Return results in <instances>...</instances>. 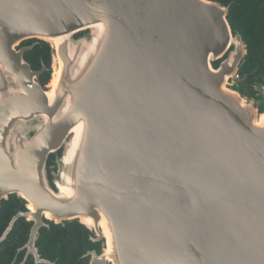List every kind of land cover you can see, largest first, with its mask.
<instances>
[{
	"label": "water",
	"instance_id": "95a60500",
	"mask_svg": "<svg viewBox=\"0 0 264 264\" xmlns=\"http://www.w3.org/2000/svg\"><path fill=\"white\" fill-rule=\"evenodd\" d=\"M211 0H0V209L36 243L78 222L87 264H264V80ZM51 65L25 60L35 44ZM50 71L43 86L40 76Z\"/></svg>",
	"mask_w": 264,
	"mask_h": 264
},
{
	"label": "trees",
	"instance_id": "16d2710c",
	"mask_svg": "<svg viewBox=\"0 0 264 264\" xmlns=\"http://www.w3.org/2000/svg\"><path fill=\"white\" fill-rule=\"evenodd\" d=\"M221 5H229L232 0H211ZM228 22L241 31L246 44L247 55L238 71L239 92L242 96L260 100L253 90L254 85H262L264 80V6L255 0H233L230 4ZM32 45L33 43H25ZM32 70L38 71L42 64L50 68L51 49L46 43H36L31 51L24 55ZM50 71L40 76V82L45 85L50 79ZM263 112L264 107L259 106ZM25 211L24 203L12 195L7 201H2L0 209V237L8 226L11 218L18 212ZM49 228L40 230L36 243L42 259L55 264H86L83 256L99 246L88 240L89 232L78 222L66 223L64 226L48 223ZM31 225L23 218H19L7 239L0 245V264H12L17 251L26 243ZM24 257L19 253L14 264H18ZM25 264H33L29 258Z\"/></svg>",
	"mask_w": 264,
	"mask_h": 264
},
{
	"label": "flooded vegetation",
	"instance_id": "af4514ba",
	"mask_svg": "<svg viewBox=\"0 0 264 264\" xmlns=\"http://www.w3.org/2000/svg\"><path fill=\"white\" fill-rule=\"evenodd\" d=\"M255 2H257L261 7H263L264 6V0H255ZM233 3V0L230 2V4H232ZM230 4L229 5H222V6H224V7H226V6H229V9H230ZM228 13H229V11H228ZM227 17H228V15H227ZM230 24V23H229ZM230 27H231V30H232V33H235V34H238V35H240V37L242 38V34H241V31H239L238 30V28L236 27V26H234L233 24H230ZM243 39V38H242ZM25 43H33V44H35L36 45V43H40V41H37V40H28V41H25V42H23L22 43V45L21 46H29V45H26ZM51 65V64H50ZM49 69V68H48ZM50 80V79H49ZM49 82V81H48ZM47 82V83H48ZM46 83V84H47ZM45 84V85H46ZM45 85H43V86H45ZM253 90H254V88H253ZM245 97V96H244ZM248 98V97H247ZM249 99H251V98H249ZM25 207V206H24ZM72 223V222H71ZM66 224V223H65ZM64 224V225H65ZM64 225H61V226H64ZM88 240H89V234H88ZM89 242L91 243V244H93V245H98L99 246V248H98V250H96V249H93L92 251H96L97 253L100 251V249H101V244L100 243H92L90 240H89ZM29 258H31V257H29ZM28 258V259H29ZM84 259H86V264L88 263V258H84ZM27 261V260H26Z\"/></svg>",
	"mask_w": 264,
	"mask_h": 264
},
{
	"label": "rangeland",
	"instance_id": "374dc122",
	"mask_svg": "<svg viewBox=\"0 0 264 264\" xmlns=\"http://www.w3.org/2000/svg\"><path fill=\"white\" fill-rule=\"evenodd\" d=\"M252 101L255 103V105H258V102L256 101V99H253Z\"/></svg>",
	"mask_w": 264,
	"mask_h": 264
},
{
	"label": "built area",
	"instance_id": "2783aa9c",
	"mask_svg": "<svg viewBox=\"0 0 264 264\" xmlns=\"http://www.w3.org/2000/svg\"><path fill=\"white\" fill-rule=\"evenodd\" d=\"M236 80H238V75L235 77Z\"/></svg>",
	"mask_w": 264,
	"mask_h": 264
}]
</instances>
